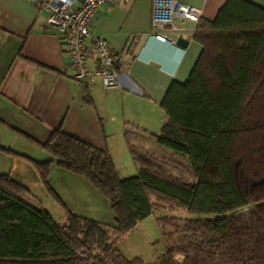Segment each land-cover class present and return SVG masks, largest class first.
<instances>
[{
  "label": "trees",
  "instance_id": "16d2710c",
  "mask_svg": "<svg viewBox=\"0 0 264 264\" xmlns=\"http://www.w3.org/2000/svg\"><path fill=\"white\" fill-rule=\"evenodd\" d=\"M210 35L244 39L229 42L245 52L243 62L230 74L224 71V57H219L214 66L229 92L246 88L255 63L257 39H264V7L248 0H225L213 20H198L193 40L204 47ZM202 55L186 81L169 84L159 104L165 121L158 134L125 130L124 139L136 166L134 175L121 178L106 149L60 128L52 130L40 143L49 158L31 161L43 180L46 182L52 161L63 170L84 176L108 198L114 215L112 225L71 212L64 223H57L48 211L24 199L25 187L21 183L0 173V260L143 264L139 259H125L114 237L127 233L151 215L153 198L197 216H212L198 223L199 230L214 238L224 234L229 225L225 214L248 202L233 184L229 160V149L242 130V97L240 93V99L237 95L223 100L212 96L198 70ZM84 100L91 103L88 94ZM147 140L185 159L187 169L176 176L169 174L163 159L137 148L136 143ZM0 150L11 149L0 146Z\"/></svg>",
  "mask_w": 264,
  "mask_h": 264
},
{
  "label": "crops",
  "instance_id": "0c3cea01",
  "mask_svg": "<svg viewBox=\"0 0 264 264\" xmlns=\"http://www.w3.org/2000/svg\"><path fill=\"white\" fill-rule=\"evenodd\" d=\"M179 1L200 8L202 19L213 20L225 0ZM248 1L264 7V0ZM151 10L152 0L97 9L91 34L106 39L122 56L118 86L104 90L98 80H73L57 31L46 24V12L27 0H0V132L8 130L40 144L60 128L106 149L121 178L128 177L121 173L136 171L125 130L158 134L165 121L159 104L169 84L186 81L204 49L193 40L196 24L190 21L182 24L180 34L188 41L186 48L155 39L150 35ZM86 94L90 104L84 100ZM0 146L19 151L4 142ZM18 153L27 155L24 150ZM48 158L44 153L32 160ZM0 173L23 183L10 171Z\"/></svg>",
  "mask_w": 264,
  "mask_h": 264
},
{
  "label": "rangeland",
  "instance_id": "374dc122",
  "mask_svg": "<svg viewBox=\"0 0 264 264\" xmlns=\"http://www.w3.org/2000/svg\"><path fill=\"white\" fill-rule=\"evenodd\" d=\"M223 37L206 39L198 70L214 98L242 97L239 106L242 130L229 149V160L233 184L248 202L225 214L229 218L228 228L220 238H214L198 228L202 219L212 216H197L153 198V213L127 233L114 237L116 248L127 260L139 259L143 264H264V39H257L250 82L244 89L229 92L214 65L219 57H224V71L230 74L243 62L245 52L229 42L244 39ZM0 142L27 154L12 149L0 150V171H10L12 176L19 177L25 187V198L48 211L57 223H64L66 214L71 212L103 224H113L114 215L108 198L84 176L63 170L52 161L46 182L43 180L31 161L46 153L40 144L14 137L8 130L0 132ZM136 144L146 155L163 159L173 176L187 169L185 159L160 149L151 140ZM135 173L133 168L121 176ZM0 264L70 263L48 259L0 260Z\"/></svg>",
  "mask_w": 264,
  "mask_h": 264
},
{
  "label": "built area",
  "instance_id": "2783aa9c",
  "mask_svg": "<svg viewBox=\"0 0 264 264\" xmlns=\"http://www.w3.org/2000/svg\"><path fill=\"white\" fill-rule=\"evenodd\" d=\"M46 12V24L55 28L73 80L87 84L98 80L104 90L118 86L122 56L110 43L91 34L97 9L105 4L132 0H27ZM201 9L179 0H152L150 35L161 42L173 43L169 33L181 36L185 21L197 23Z\"/></svg>",
  "mask_w": 264,
  "mask_h": 264
},
{
  "label": "water",
  "instance_id": "95a60500",
  "mask_svg": "<svg viewBox=\"0 0 264 264\" xmlns=\"http://www.w3.org/2000/svg\"><path fill=\"white\" fill-rule=\"evenodd\" d=\"M173 43L180 48H186L188 45V41L182 38V36L177 37Z\"/></svg>",
  "mask_w": 264,
  "mask_h": 264
}]
</instances>
